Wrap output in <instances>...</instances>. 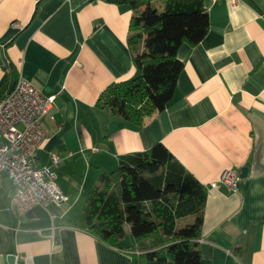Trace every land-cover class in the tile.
Masks as SVG:
<instances>
[{"label":"crops","instance_id":"obj_1","mask_svg":"<svg viewBox=\"0 0 264 264\" xmlns=\"http://www.w3.org/2000/svg\"><path fill=\"white\" fill-rule=\"evenodd\" d=\"M202 1L207 31L179 46L171 99L136 125L96 105L109 84L137 74L129 3L0 0V97L18 77L54 96L35 165L59 155L52 169L65 196L18 216L13 181L2 175L0 264L9 254L15 264H129V232L111 245L76 217L100 174L155 142L207 185L199 264H264V0ZM226 168L238 175L235 188L210 187Z\"/></svg>","mask_w":264,"mask_h":264},{"label":"trees","instance_id":"obj_2","mask_svg":"<svg viewBox=\"0 0 264 264\" xmlns=\"http://www.w3.org/2000/svg\"><path fill=\"white\" fill-rule=\"evenodd\" d=\"M134 13L127 42L137 74L109 84L96 105L136 125L160 111L172 97L182 69L179 46L205 35L202 0H111ZM207 185L177 162L161 142L122 156L99 175L84 199L76 224L116 245L126 232L135 239L129 264H199V238Z\"/></svg>","mask_w":264,"mask_h":264},{"label":"built area","instance_id":"obj_3","mask_svg":"<svg viewBox=\"0 0 264 264\" xmlns=\"http://www.w3.org/2000/svg\"><path fill=\"white\" fill-rule=\"evenodd\" d=\"M53 99V95L42 96L30 81L22 77H18L0 97V179L5 171L13 181L9 208L18 216L34 205L46 206L65 199L52 169L59 162V155L51 153L50 165H35L36 151L46 137L41 119L49 113ZM237 179L233 169L226 168L209 186L221 183L233 189ZM24 263L29 264L27 258Z\"/></svg>","mask_w":264,"mask_h":264},{"label":"water","instance_id":"obj_4","mask_svg":"<svg viewBox=\"0 0 264 264\" xmlns=\"http://www.w3.org/2000/svg\"><path fill=\"white\" fill-rule=\"evenodd\" d=\"M245 172H246V167H242V168H241V173H240V175H241V176L244 175ZM2 175H6V172L3 171V172H2ZM7 260H8V262H9V264H15V263H16V256L13 255V254H9V255L7 256Z\"/></svg>","mask_w":264,"mask_h":264},{"label":"rangeland","instance_id":"obj_5","mask_svg":"<svg viewBox=\"0 0 264 264\" xmlns=\"http://www.w3.org/2000/svg\"><path fill=\"white\" fill-rule=\"evenodd\" d=\"M153 4L156 5L157 7L159 6V5H158V4H159L158 1L153 0ZM160 9H161V7L159 6V7H158V10H160ZM129 238H131V235H130V234H127V240H128ZM127 240H126V241H127Z\"/></svg>","mask_w":264,"mask_h":264}]
</instances>
